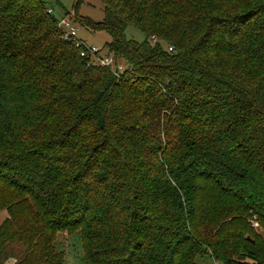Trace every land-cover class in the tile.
<instances>
[{
  "label": "trees",
  "instance_id": "16d2710c",
  "mask_svg": "<svg viewBox=\"0 0 264 264\" xmlns=\"http://www.w3.org/2000/svg\"><path fill=\"white\" fill-rule=\"evenodd\" d=\"M99 1L119 78L0 0V264H264V0Z\"/></svg>",
  "mask_w": 264,
  "mask_h": 264
},
{
  "label": "rangeland",
  "instance_id": "374dc122",
  "mask_svg": "<svg viewBox=\"0 0 264 264\" xmlns=\"http://www.w3.org/2000/svg\"><path fill=\"white\" fill-rule=\"evenodd\" d=\"M77 1L78 4L76 6V11L78 17L88 18L94 23L102 21L103 6L99 0H44L46 6L53 9V13L56 17H60L67 13L74 23L76 20L73 12ZM76 26L77 35L82 41L88 45L99 48L102 53H106V44L110 42V36L107 33L93 31L88 27L80 26L79 24H76ZM125 35L128 39L136 42H142L144 39L143 34L133 28H128L125 31ZM6 216L7 212L5 210H0V224ZM254 218L255 217L252 219V224L256 228L257 223ZM55 246L57 251L64 252V264H84L80 234L78 232L74 234L66 232L57 234ZM203 262L205 264H219L207 257L203 259Z\"/></svg>",
  "mask_w": 264,
  "mask_h": 264
},
{
  "label": "built area",
  "instance_id": "2783aa9c",
  "mask_svg": "<svg viewBox=\"0 0 264 264\" xmlns=\"http://www.w3.org/2000/svg\"><path fill=\"white\" fill-rule=\"evenodd\" d=\"M48 12H51L49 9ZM58 27L62 33L65 41H73L76 47H82L80 56L87 59V63L93 67L106 68L115 78H119L126 70L130 68L120 61H115L111 53L106 51L102 53L101 50L95 46H91L82 41L77 35V26L72 19L67 15L63 16L58 23ZM155 42L154 39L151 40ZM172 48L169 47L168 51Z\"/></svg>",
  "mask_w": 264,
  "mask_h": 264
},
{
  "label": "crops",
  "instance_id": "0c3cea01",
  "mask_svg": "<svg viewBox=\"0 0 264 264\" xmlns=\"http://www.w3.org/2000/svg\"><path fill=\"white\" fill-rule=\"evenodd\" d=\"M7 263L14 264L13 260H7L4 264H7Z\"/></svg>",
  "mask_w": 264,
  "mask_h": 264
}]
</instances>
